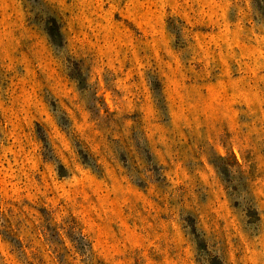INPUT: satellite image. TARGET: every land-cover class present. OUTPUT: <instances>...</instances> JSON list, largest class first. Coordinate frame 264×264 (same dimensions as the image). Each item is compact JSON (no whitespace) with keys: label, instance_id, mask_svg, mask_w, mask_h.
I'll return each instance as SVG.
<instances>
[{"label":"rangeland","instance_id":"obj_1","mask_svg":"<svg viewBox=\"0 0 264 264\" xmlns=\"http://www.w3.org/2000/svg\"><path fill=\"white\" fill-rule=\"evenodd\" d=\"M0 264H264V0H0Z\"/></svg>","mask_w":264,"mask_h":264}]
</instances>
